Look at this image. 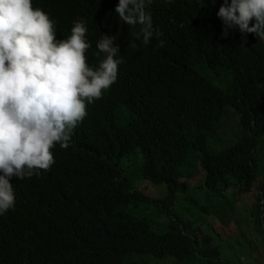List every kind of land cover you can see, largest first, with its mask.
<instances>
[{
    "label": "trees",
    "instance_id": "trees-1",
    "mask_svg": "<svg viewBox=\"0 0 264 264\" xmlns=\"http://www.w3.org/2000/svg\"><path fill=\"white\" fill-rule=\"evenodd\" d=\"M82 2L84 15L64 6L55 18L58 35L83 18L93 68L100 33L114 35L117 79L86 103L69 147L51 149L49 168L17 183L13 208L0 215V264H223L205 226L211 216L228 227L237 199L254 191L251 216L264 238V40L225 32L222 0H151L161 35L146 45L114 13L118 0ZM231 119L235 139L224 140ZM136 152L137 178L152 183L144 189L122 167ZM153 184L166 194L152 195ZM186 202L193 231L175 209Z\"/></svg>",
    "mask_w": 264,
    "mask_h": 264
},
{
    "label": "clouds",
    "instance_id": "clouds-1",
    "mask_svg": "<svg viewBox=\"0 0 264 264\" xmlns=\"http://www.w3.org/2000/svg\"><path fill=\"white\" fill-rule=\"evenodd\" d=\"M150 4L118 0L114 6L133 27L134 40L145 45L161 35ZM64 6L84 15L82 0H64L58 8L52 0H0V215L13 208L18 182L53 163L55 145L69 147L86 103L116 81L122 63L114 35L100 33L95 47L102 58L95 68L88 65L85 20H74L67 37L58 35L55 18ZM216 16L225 32L236 28L242 41L245 33L264 40V0H222Z\"/></svg>",
    "mask_w": 264,
    "mask_h": 264
},
{
    "label": "rangeland",
    "instance_id": "rangeland-1",
    "mask_svg": "<svg viewBox=\"0 0 264 264\" xmlns=\"http://www.w3.org/2000/svg\"><path fill=\"white\" fill-rule=\"evenodd\" d=\"M229 126H226V132L224 134V140L233 141L235 139V121L230 120ZM140 153H133L127 157L122 167L125 174L129 176L131 180L137 182V186L146 188L152 183L146 180H139L135 174V165L138 161ZM138 180V181H137ZM190 187V193L196 196V178L188 181ZM149 191L155 197H163L166 194V188L164 185L150 186ZM256 192H252L254 195ZM253 195H243L236 201L235 208L236 213L232 216L228 227H224L220 224V220L211 217L210 224L205 226L206 233H212L213 244L220 248L222 253L223 264H264V238L259 232V226L255 224V218L252 215V205L254 204ZM177 216L184 224H191L192 231L196 229V212H194L193 206L186 202L183 205H176ZM211 219L212 224H211ZM244 219L241 228L238 227L237 220L241 222ZM229 233L226 235L225 233ZM224 240V241H223ZM218 241V243H217ZM223 241V242H222ZM239 245V246H238ZM227 246V247H226ZM220 260H216L219 264ZM155 264H181L173 259L161 260ZM192 264H208L195 262Z\"/></svg>",
    "mask_w": 264,
    "mask_h": 264
},
{
    "label": "bare ground",
    "instance_id": "bare-ground-1",
    "mask_svg": "<svg viewBox=\"0 0 264 264\" xmlns=\"http://www.w3.org/2000/svg\"><path fill=\"white\" fill-rule=\"evenodd\" d=\"M223 241H224V240H223ZM223 241H222V242H223ZM217 243H218V241H217ZM238 246H239V245H238ZM226 247H227V246H226ZM214 259H215V258H214ZM214 263H215V262H214Z\"/></svg>",
    "mask_w": 264,
    "mask_h": 264
}]
</instances>
